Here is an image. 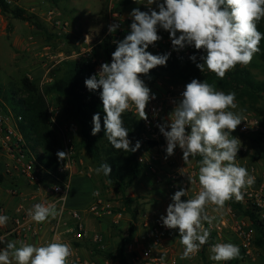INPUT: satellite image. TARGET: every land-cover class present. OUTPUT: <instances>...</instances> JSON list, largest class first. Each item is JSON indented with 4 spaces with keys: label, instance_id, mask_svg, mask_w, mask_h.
<instances>
[{
    "label": "clouds",
    "instance_id": "9594fccd",
    "mask_svg": "<svg viewBox=\"0 0 264 264\" xmlns=\"http://www.w3.org/2000/svg\"><path fill=\"white\" fill-rule=\"evenodd\" d=\"M143 4L142 0H133ZM156 4L158 11L152 7ZM147 11L134 8L129 16L132 20L130 33L117 44L111 54V62L103 63L98 73L85 80L89 91L101 90L103 128L105 138L117 151L136 152L141 144L132 145L129 130L124 126L122 114L135 108L142 120H148L146 107L156 97L142 75H148L157 66H166L170 53L153 55L147 51L150 45L161 39L158 29L170 34L174 50L194 46L206 55L196 67L205 69L223 79L237 64L247 66L254 55L261 51L264 39L257 24L264 18V0H147ZM118 23L109 25V33H115ZM179 33V35H177ZM193 62L197 57H189ZM182 99L164 123L158 124L160 133L167 142L166 159L174 155L177 146L182 150L183 161L200 156L198 162L199 192L194 198L182 200L187 190L181 188L171 197L166 216H161L163 226L179 230V239L184 246L182 259L191 258L209 240L210 231L203 227L212 219L206 206L223 207L233 197L243 199L242 190L255 183V177L236 162L240 140L232 136L243 121L234 92L217 90L206 80L192 79L181 93ZM93 136L101 131V116L92 117ZM190 129V131H189ZM68 153L58 151L64 160ZM97 175L110 176L112 168L103 163L95 169ZM181 174L183 169L180 170ZM190 183H196L189 177ZM93 195H99L94 192ZM29 217L43 223L60 213L54 204L37 203L28 211ZM9 217L0 215V226L6 225ZM0 264H70L71 246L67 243L50 242L43 246L23 241H6L0 237ZM240 257V249L232 243H216L210 247L209 259L226 262Z\"/></svg>",
    "mask_w": 264,
    "mask_h": 264
},
{
    "label": "rangeland",
    "instance_id": "374dc122",
    "mask_svg": "<svg viewBox=\"0 0 264 264\" xmlns=\"http://www.w3.org/2000/svg\"><path fill=\"white\" fill-rule=\"evenodd\" d=\"M108 0H8L11 8L19 7L24 9L25 15L28 16V20H20L14 18L9 13L2 16L0 14V100L3 101L2 96L5 93H13L14 89L20 86L21 79L26 76L34 81L40 91L45 89L52 79L60 75L61 71H50V66L53 62L61 60V63L85 59L90 62L92 59H102L101 51L94 50V46L89 47L86 43V37L91 39H97L100 35L108 30L109 17L107 13ZM143 4H136L133 0H122V13L129 16V13L139 7L141 11H145V3L147 0H142ZM57 21L62 22L61 25L64 29L61 35L58 34L59 25ZM7 24H10V29H7ZM158 34L168 44L171 43L170 34L167 31L160 30ZM179 35V33L177 34ZM165 45H160L157 41L154 45H150L147 51L153 55H160L164 53ZM104 63V61H103ZM241 67L247 69L252 78L256 81H264V62L260 59L258 54L254 55L253 60L247 66ZM141 78L145 81L147 86L151 89L153 94H161L165 89H168V82L164 78H150L149 76L142 75ZM162 87H160V85ZM176 85V84H175ZM46 99L50 106V111L53 114L55 123H52V129L56 136L62 141V131L66 129V134L72 140L74 147L75 160H81L82 151L76 152V145L79 139V130L77 124L67 119L62 112V105L64 99L56 95H47ZM238 108L234 111L237 112H249L257 118L258 122L264 126V95L259 99L256 104H243L237 99ZM136 116L138 114L135 112ZM169 113H165L163 116V123L168 117ZM76 126V127H75ZM242 140V159L246 167L254 170L255 174L259 175L261 179L264 177V150L257 149L255 146L256 138L251 133L247 136H241ZM63 142V141H62ZM161 160H165L170 166H177V169H191L195 172V181L198 183V156L190 157L187 164L183 161L182 150H177L174 155L166 157V152L160 153ZM86 158L83 162L95 166L94 161L88 154H85ZM84 156V157H85ZM160 163V161L158 162ZM159 166L163 167L164 163H160ZM142 167L139 178L132 184L131 188L127 191V196L134 200V205L138 208V215L136 217L134 226L136 229L143 227V229H149L155 221H161V216H166L167 206L172 203L171 197L177 191L171 187L173 183L170 178L165 174L168 169L159 171L155 167L153 172L148 167ZM90 170L94 191L99 195H94L95 203H98L100 209L109 211L113 215L121 214V218L117 223L111 222V216L103 215L100 219L103 230L110 231L112 238L109 242V250L112 254H116L120 245V238L125 237L128 233V226L131 221V215L125 212L124 207L120 200L113 194L110 188H107L106 181L102 175H97ZM164 171V174H163ZM190 181V180H189ZM186 181L183 189L187 190V195L193 194L194 191L199 190L193 183ZM8 179L4 180V183L0 185V204L9 200V196L4 191ZM181 185V184H180ZM29 190H32L26 185ZM180 190V189H179ZM71 192V190H70ZM264 201V193L262 195ZM243 206L247 204L245 201H239ZM207 215L212 219L211 225L207 221L203 222V227L210 231L209 240L206 244L202 245L200 250L191 256V262L189 264H206V256L209 258L210 253L207 250L208 244L216 243H232L239 247L243 260H254L253 264H264V250L257 248L253 252V257L248 258L243 254L240 247L241 239L236 232L237 227H242L245 230H252L256 238L257 233L252 227L249 220L242 215L237 209L231 208L227 201L223 207H217L215 205H207L205 209ZM143 213L145 216L143 218ZM264 213V211H263ZM143 218V219H142ZM64 231V228H63ZM226 233L227 238L225 241H218L220 238L218 234ZM169 233H172L175 239L179 238V231L171 229ZM166 234V233H165ZM164 234V239H165ZM115 237V238H113ZM47 240V239H46ZM46 240H42V245H46ZM179 242L175 246L183 247ZM79 240L71 238V234L64 233L62 235V243H67L75 249ZM164 244V241H163ZM165 245L162 246V248ZM91 248V247H90ZM91 249L98 252V254L104 258L108 253L102 248ZM135 253V251H133ZM257 259L258 261H255ZM129 260V262L127 261ZM133 260V261H132ZM109 264H136V258L126 257L125 263H119L117 260H108ZM208 262V261H207ZM215 264H227L226 262H216ZM138 264V263H137Z\"/></svg>",
    "mask_w": 264,
    "mask_h": 264
},
{
    "label": "trees",
    "instance_id": "16d2710c",
    "mask_svg": "<svg viewBox=\"0 0 264 264\" xmlns=\"http://www.w3.org/2000/svg\"><path fill=\"white\" fill-rule=\"evenodd\" d=\"M9 13L16 19L28 20L22 8H11L8 0H0V14L4 16ZM257 28L264 33V18L257 24ZM10 29V24H7ZM261 51L257 53L264 62V39L259 45ZM116 45L112 43L110 36L100 35L94 50H100L104 63L111 62V54L115 51ZM164 54V53H163ZM160 54V55H163ZM195 55L196 61L193 62L189 57ZM206 55L203 50L193 49L187 55L170 54L166 66H157L150 70L145 76L150 78H164L168 84H183L191 82L192 79L200 81L206 80L213 84L217 90L225 93L234 92L236 99L243 104H256L264 95V81H256L252 78L249 71L237 64L235 68L228 71L223 79L218 78L214 73L205 69L201 72L197 63H202L201 56ZM61 71L60 75L55 76L52 82L40 91L38 85L30 78L24 76L20 81V86L14 89L13 93H5L2 96L3 102L10 107L15 114L22 116L21 130L27 141H31L32 149L40 165L50 173H54L64 164L57 156L58 151H64L62 141L56 136L50 122L52 112L46 99L47 95H56L64 99L62 105L63 115L74 121L79 130V139L76 145V152L85 151L94 161L96 167L103 163H108L112 168L110 176L103 179L106 181L107 188L120 200L125 212L131 215L128 226V233L120 238V245L116 254L106 253L108 260H117L125 263V249L131 243L135 233V220L138 215V208L134 205V200L127 196V191L132 184L139 178L142 167L138 163L139 149L132 152L115 150L105 138L103 128L102 101L100 91H89L85 86V80L95 74L93 65L85 59H77L61 63L53 72ZM1 94V93H0ZM100 113L101 131L93 136L92 117ZM124 126L129 130V139L134 146L140 142L142 130V120L134 112L126 110L122 114ZM200 160L201 157L198 156ZM4 177L0 175V183L4 182ZM228 205L237 209L246 217L255 229L257 236L254 244L257 248L264 250V217L259 207L247 203L243 206L239 201L230 199ZM242 260L241 252L238 259L228 261L227 264H238Z\"/></svg>",
    "mask_w": 264,
    "mask_h": 264
},
{
    "label": "built area",
    "instance_id": "2783aa9c",
    "mask_svg": "<svg viewBox=\"0 0 264 264\" xmlns=\"http://www.w3.org/2000/svg\"><path fill=\"white\" fill-rule=\"evenodd\" d=\"M159 2H162V0H159ZM152 7L158 11L156 4H153ZM147 10L148 8L146 7L145 11ZM107 13L109 17V25L118 23L120 27L115 33H109V30H107L102 35L103 37L110 36L112 38V43L117 46L115 42L123 40L125 36L130 33V24L132 20L130 16L123 15L122 13V0H108ZM56 23L59 25V29L61 28V30L58 31V34L61 35L64 26L61 25L62 22L57 21ZM160 30L163 29L159 28L158 32ZM97 40L98 38L91 39L86 37V43L89 45V47L94 46ZM158 42L161 46H163V44L165 45L164 54L170 53L176 55H187L190 51L195 49L194 46H186L182 50H174L172 44L170 42L166 44L162 37ZM90 63L93 65L96 74L100 70L103 60L96 58L92 59ZM60 64L61 60L53 62L49 70L53 71L57 69ZM159 85L162 87L161 84ZM184 88L185 85L183 84H170L168 89L164 88L163 93L154 94L156 98L151 100L146 107L148 120L145 121L141 119V147L139 148L138 152V163L141 166L146 168L148 167V170L150 168L153 172H155V167H157L159 171L168 169L165 174L173 183L171 187L175 188L177 191L182 187L187 186L186 181H189V177H191L192 180H195V172L191 169H185L181 174L180 169H177L176 165L170 168L165 160H161L160 153L166 152L167 142L164 136L160 133L157 125L163 123V116L165 113H170L173 110L175 107L174 102H179L182 99L181 93L184 91ZM128 111L134 113L136 112L134 107ZM241 114L243 121L240 125H238L237 129L231 133L232 136L237 137L240 140V149L236 157V162L240 166L245 167L248 172L255 177V183L251 187H247L246 189L242 190L244 192V196L240 201H245L246 204L250 203L259 207L262 217H264V201L262 198L264 193V177L262 179L259 177V175L257 177L253 169L245 166V163L242 159L243 150L241 140V136H247L248 134L252 133L256 138L255 146L257 150H264V126L258 122L255 115L249 112H243ZM22 120L23 119L21 115L15 114L10 107L0 100V175H2L4 179L9 180V183H7L4 191L11 198L19 195V190L16 186H13V180L16 178H22L34 191H39L42 189L44 175L51 178L53 183L46 189V194L48 198L52 199L50 204H54L58 208L57 210L60 215H58L52 221L50 225V239L46 243L48 244L54 240L56 242H61L62 235H64V233L71 234L72 239L80 240L86 235L81 212L68 209L66 205L70 192L69 171L71 165L75 162V151L72 140L67 136L66 129H64L62 131V144L64 147V152L68 154L65 157L64 164L61 165L56 172L50 173L40 165L32 149L31 141H27L22 134ZM50 122L51 124L55 123L53 117H51ZM177 150H180L178 146L175 151ZM159 161L161 164L164 163L163 167L159 166ZM2 183H0V185ZM194 185L198 187L197 182L194 183ZM198 192L199 190L194 191L193 194L189 195L188 197H182V200L194 198ZM232 199L236 200L234 197ZM89 212H91L93 215H96L97 217H102L103 215L111 216L112 223H117L118 219L121 218L120 213L112 216L109 211L107 212L100 209L99 204L95 202L89 207ZM0 215H7L6 210L2 205H0ZM31 220L32 219L28 214H20V212H18L14 217L11 216L9 225L6 223V225L0 226V237H3L4 239L15 240L24 239L30 231ZM170 230L171 229L164 227L161 221H155L154 224L149 227V244L139 247V250L137 251L139 252L140 257H142V259L146 262H155L158 258V253L163 246V236ZM236 232L241 239L240 247L243 251V254L248 258H252L253 252L257 249L254 244L255 236L253 231L245 230L242 227H237ZM94 241L98 243L99 236H96ZM2 248L4 247L2 244H0V249ZM71 250L73 251L72 246ZM69 262L70 264H81L80 262H75L70 259Z\"/></svg>",
    "mask_w": 264,
    "mask_h": 264
},
{
    "label": "crops",
    "instance_id": "0c3cea01",
    "mask_svg": "<svg viewBox=\"0 0 264 264\" xmlns=\"http://www.w3.org/2000/svg\"><path fill=\"white\" fill-rule=\"evenodd\" d=\"M101 59V58H100ZM103 60V58L101 59ZM76 127V126H75ZM258 151L257 149L255 150ZM81 154V160H75V162L71 165L70 171H69V178H70V190L69 197L67 200V208L73 209L81 212L82 215V222L85 227L86 235L82 239L76 243L75 249L72 251V255L69 257L70 260H73L75 262H80L81 264H109L108 259L102 258L97 251L91 249L93 247H96L95 249L102 248L104 251H107L108 253H112L111 250H109V242L112 238L111 232L108 230H103L102 224H100L101 217H97L96 215H93L91 212H89V207L94 203V184H93V178L91 175V171L95 169V166H92L90 164L83 162L85 160V151L82 150ZM85 156V157H84ZM53 183V180L46 175H44L43 179V187L39 191H32L29 190L28 187H26V182L22 178H16L13 180V186H16L19 190V195L15 196L13 198L9 197L10 199L6 202L0 204L2 205L7 213V216L9 217V220L7 222V225H9V221L11 216L17 215L18 212L20 214H28L29 209L33 207L34 204L37 203H45L50 204L52 201L51 198H48L46 194V189L51 186ZM56 209H58L56 207ZM58 211V210H57ZM147 217L143 213V218ZM142 218V219H143ZM148 218V217H147ZM54 219L51 217L48 221L43 223H37L33 220L30 222V231L28 232V235L22 239V240H15V239H5L6 241H15L17 242V246H19V242L23 241L25 243L34 244L36 246H43L42 240H46V242L50 239V225ZM170 231L166 232L164 244L165 247H163L159 253L158 258L155 262L149 263L140 257L139 247L146 246L149 244V229H143V227L140 229H136L135 227V233L134 237L131 241V243L127 246L125 249L124 255L126 257H132L137 258L136 262L138 264H189L191 262L192 258L182 259V254L184 252V246L180 248L179 246L173 247V245L177 244L179 242V238L175 239L174 235L172 233H169ZM96 236H99V242H95L94 238ZM220 237L218 241H225L227 238L226 233L218 234ZM115 238V237H113ZM66 243V242H65ZM3 247L6 245L2 244ZM212 244L207 245V250L210 253V247ZM91 247V248H90ZM135 251V253L133 252ZM154 259V258H152ZM206 264H215L212 260L207 258L206 256ZM129 262V260H127ZM133 261V260H132ZM208 261V262H207ZM254 260H248L246 262L245 260H242L238 264H253ZM255 261H258L255 259Z\"/></svg>",
    "mask_w": 264,
    "mask_h": 264
}]
</instances>
